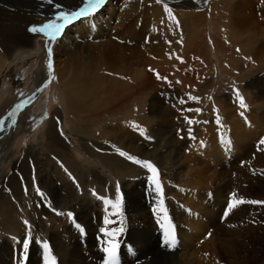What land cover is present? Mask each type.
I'll use <instances>...</instances> for the list:
<instances>
[{
  "label": "bare ground",
  "instance_id": "bare-ground-1",
  "mask_svg": "<svg viewBox=\"0 0 264 264\" xmlns=\"http://www.w3.org/2000/svg\"><path fill=\"white\" fill-rule=\"evenodd\" d=\"M56 1L71 8L82 5L84 2V0ZM13 2L14 4L16 2L19 6H27L28 9L14 10L17 8L11 9V7L0 5V76L7 61L12 59L14 62L13 57L15 55H30L32 50H35L42 54V58H46L49 47L47 41L39 43L40 45L36 48L34 47V39L38 34L30 32L29 26L37 21L38 16H48L52 8L46 5L37 10L36 3L23 0L21 3L17 0H13ZM165 4L171 9V16L165 8ZM51 18L53 20L54 17ZM57 23L63 22L59 21ZM209 29L210 32H208ZM208 36H212L211 39L213 38V50L228 61L227 67L233 73L245 69L246 64L244 62L249 65H258L259 72H264V0H159V2L158 0H105V3L95 11H90L85 16L64 24L56 37L51 39L56 44L52 57L57 60L54 71L61 83L64 106L63 109L56 110L54 118L48 121L47 129L42 133L43 140L39 144V149L37 150L38 145H35L28 152L29 157H33L38 163L41 161L40 157L45 155L44 158L48 165L45 166L44 163L42 165L52 167V171L38 168L39 181L48 196H46L47 200L40 204L45 210H48L45 206L49 202L65 207V209H75L77 218L86 223L87 228L93 232L98 229L91 222L92 217L96 215L91 212L93 210L92 206L85 204L84 200H81L83 198H77L78 195L75 194L74 186L77 181H65L63 174L66 173L65 171L75 172V174L77 173L75 176L83 184H89V186L95 183L102 188L105 187V189L114 187L108 178L94 167L79 161L76 146L69 144L59 134L57 121H61L63 116L67 114L74 124L77 121L76 118L82 120L76 125L85 128L84 131H89L81 137V144L85 148L84 152L87 150L96 159L101 160L105 165L111 166L117 175H125L129 173V170H135L136 168L133 164L130 165L129 160H125L120 155V152L117 151L119 148L116 145L121 147L120 151L135 158H153L156 161L159 160L163 150L168 152V156L165 158V169L169 173L171 171L175 173L177 170L179 175V178L176 179L175 189L172 187L167 189L168 193L172 194L177 202L176 222L181 225L179 230L182 235L183 247L177 255L179 264H221L217 263L218 261L213 256V252L217 254L220 252L219 256L224 253L230 264H264V255L260 257L252 255V250L249 248L250 241L242 240V236L239 237V240L236 238L226 239L225 236L221 238L220 236L225 230L227 232L233 231L231 228L227 229L220 224L215 211L216 208H210L209 202L204 204L205 189L212 186V183H215L217 188L216 203L222 207L227 202L226 196L228 194L226 191L230 189L232 181L236 180L238 185L241 181L246 182V188L239 186L238 189L247 192L250 188L248 187L249 183H254V181L260 183L262 180L258 177H252L250 172L246 173V168L238 169L236 176L233 175V177L228 170H225L226 166L219 159V148L213 147L217 140L216 137L210 135L212 131L214 132L215 127L213 126L206 125L207 132L199 127L197 134L199 140H195L194 145L187 139L184 142L173 141L172 136H174L175 128L174 122L169 117L173 115V111L161 105L160 97L155 95L159 88V78L175 76L178 72L176 69L182 70L179 75L182 84L179 87L186 92H189L192 88L210 85L211 81L207 79L210 72L207 59L211 57V51L206 53ZM157 73H159V77ZM46 77L45 70L37 74L35 77L37 85L42 84ZM177 86L171 84L170 88L167 89L174 92ZM244 90L248 98L255 99L258 97L256 95L261 94L260 105L264 107L263 79L255 78L247 81ZM151 95L154 96L151 97ZM149 96L150 99H148ZM260 99L258 100L260 101ZM147 102L153 104L149 112L146 109ZM9 103H12V101ZM156 104H160V106ZM227 109L229 123L232 124L234 135L238 136L239 148L243 151L245 149L249 150L250 142L255 138L253 134L257 130L264 133V111L259 112L261 115H257V112L253 113L255 115H252V117L256 125L254 124L248 128L240 118L233 114L234 108L228 106ZM120 111L126 115L125 119L128 122L136 121L142 125L149 124L152 127L153 124L159 125L157 144L152 145L150 149L144 147L143 140L136 134L127 133L123 129L124 126H122L120 120L115 125L108 126L109 124H104L99 134L92 138L93 135L90 134L92 131L91 125H89L92 119L99 115L104 116L107 112L108 114H115ZM103 116H101L102 119L106 117ZM108 119L107 121L110 122L115 121L113 116L108 117ZM256 135L254 134V136ZM206 140L210 141L209 145H212L213 150L206 147L208 154L204 156L193 154L192 150L196 149L198 151V147L200 148L202 143H206ZM3 143L9 146L11 144L10 138L1 141L0 145ZM261 152L264 151L259 150V153L256 154L257 160H250L254 162V166L256 164L264 165L263 157H260L263 155ZM54 156L56 158L52 159ZM54 159L56 161L59 159L63 163V167L58 168L59 163L56 164ZM217 167H221L220 170H216ZM249 168L253 169L252 163ZM20 170H23L26 175L30 173V169L27 167ZM39 174H36V176ZM10 179L13 193H18L16 176L14 175ZM57 181L62 182V184L59 186ZM242 185L245 184L242 182ZM124 186L126 188V190L123 188L124 192L127 191L125 209L128 218L130 215L131 218H137L140 221L138 227L135 226V223H132L134 225L130 229L129 236L143 252H146L149 248L148 251L151 254L152 252L155 253L159 251V245H156L157 235L159 236V234H155L147 226L142 227L140 224L151 221V209L153 208V211H155L156 205L154 203L159 204L162 199L157 195L158 197L153 204L147 203L144 198V191L139 184L131 185L127 183ZM196 188H199V190L197 191ZM253 188L254 186H252ZM97 189L100 188L97 187ZM18 195L16 197H19ZM37 199L39 198L36 193L35 200ZM18 200L20 202V198ZM9 202L10 199L5 197L4 189L1 188L0 222L1 220H12L14 207H11L12 204L10 203V205ZM181 204L184 208L190 207L191 210L188 208L180 210ZM239 206L238 204L237 207ZM234 212L233 217L237 215V211L234 210ZM110 218L112 217L110 216ZM156 219H159V217ZM211 229L212 235L206 240L204 239L205 242L197 247V240ZM250 232L249 234L246 233L245 236L251 235L253 231ZM50 233L54 240L53 244H55L54 250L60 255L64 264H99V258H102L106 253L103 242L94 238L93 233L91 235L90 232L88 235L82 236L76 231L74 223L66 224L61 231L53 229ZM234 233L242 235L243 228L236 229ZM254 233L258 235V232ZM144 254L146 255V253ZM152 256L154 260L159 259L157 254ZM35 257L32 258L31 255L29 264H43L40 258ZM12 260V251L4 241H0V264H12Z\"/></svg>",
  "mask_w": 264,
  "mask_h": 264
},
{
  "label": "rangeland",
  "instance_id": "rangeland-1",
  "mask_svg": "<svg viewBox=\"0 0 264 264\" xmlns=\"http://www.w3.org/2000/svg\"><path fill=\"white\" fill-rule=\"evenodd\" d=\"M17 1H20L21 3L22 0H17ZM23 1L26 2L30 1L36 3L37 10L41 6L44 7L46 5L52 8L51 9L52 11L48 15L49 17L42 15L36 18L37 21H35L33 24L36 26H42L43 24L50 22V20H52L51 17H54L53 20H55L56 15L61 11L66 13L79 11L80 8L84 7L88 3L87 2L88 0L87 1L84 0L82 5H77V7L71 8L65 6L64 4L56 0H23ZM57 4H59L61 7L57 8L56 7ZM0 5L5 7H11V9L17 8L14 10L28 9L27 6H19L16 2L14 4L13 0H0ZM208 32H210V29L208 30ZM210 37L212 36H208L206 40V49H207L206 53L211 51V57L207 59L208 69L210 70L207 79L211 81L210 85L208 84L205 85L204 87L192 88L189 92H186L181 87H179L182 84V80L180 79L179 76L182 70L176 69L178 72L175 76L168 77L170 76L168 75L167 76L168 78L166 79H164V77L159 78L160 81L159 88L158 91L155 92L156 93L155 95H158L160 97L162 102L161 105L173 111V115L169 116L170 120L174 122V128H175L173 132L174 136H172L173 141L179 140L181 142H184V140L187 139L189 140V142H191L192 145H194V143L199 140L197 135L198 128L201 127L202 130L206 131V125L213 126L215 127V129L214 132L212 131L211 132L212 134L210 135L217 138L216 143L214 144L215 146L213 147L219 148V152H220L219 159L223 161L224 165L226 166L225 170H228L233 177V175L237 173L238 169L246 168L245 169L246 173L250 172L252 177L254 178L258 177L259 179L262 180L260 181V183L256 181H254V183H249L248 187H250L251 189L249 188L247 192H245V190L238 189L239 186L241 187L244 186L246 188L247 187L246 182L241 181V183L238 185L236 183V180L232 181L231 182L232 184H230V189L226 191L228 194L226 196L227 202H225L222 207H220L218 203H216L217 188L215 187V183H212V186L209 185L210 187L206 188L205 189L206 191L202 189L205 191L204 204L209 202L210 203L209 206H211L210 208L212 209L216 208L215 211L217 212L218 221L220 222V224L226 227L227 229L231 228L233 231V232L230 231L227 232V230H225V232L220 237L224 238L225 236L226 239L236 238L237 240H239L240 239L239 237L242 236V240L246 242L250 241L251 244L249 248L252 250L251 254L260 257L264 255V204H253L250 203V201H254V200L264 201V186H262L264 185V165L256 164V166H254V162L250 160L252 159L257 160L256 154L259 153V150L264 151L263 148L264 145L259 144V141L261 139H264V133L259 132V130L256 131L254 129V131H256L254 134L255 135L257 133L258 134L256 136H254L253 134V137L255 138H253L252 141L250 142V149L249 150L245 149L243 151L241 148H239L240 143L238 142L239 141L238 136L236 137L234 135L232 124L229 123L230 120L227 116L228 115L227 107L230 106L234 108L233 114L236 115L238 118H240L246 127L250 128V126H253L255 124V121L252 117V115L255 114L253 113L257 112L256 113L257 115L258 114L261 115V113L264 111V107L260 105L261 94L256 95L258 97L255 99L252 97L248 98V95L244 89L247 81L249 80L259 78V79H263L264 81V74H263L264 72H259L257 68L258 65H249L246 62H244L246 64V66H244L245 69L233 73L227 67L228 61L225 60L219 53H216V51L213 50L214 41H212L213 38L211 39ZM46 41L48 43L47 46H49L46 58H42V54L39 51L36 52L35 50H32V53L30 55H15L14 56L15 58L13 57L14 62L12 61V59L8 60L0 76V124L3 125V127H0V142L8 140V138H10V142H11V144H9L10 147L5 145L4 143H3L4 145L3 144L0 145V189L1 188L4 189L5 197L10 199L9 204L11 203L12 204V205L10 204L11 207H14L12 220H1L2 223L0 222V241H4L8 245V248H10V251H12V255H13L12 264H29L31 255L32 258L34 256H36L35 258L37 259L40 258L41 262L45 264L44 258L41 255L42 242L44 240L47 241L50 244L51 248L53 249L52 250L53 254L56 257V260H58L57 264H64L61 260L60 255L56 253L57 252L56 250H54L55 244H53L54 240L53 237H51L52 234L50 232H52L53 229H57L61 231L66 224L67 225L73 224L72 218L66 215L67 212H72L75 216V222L79 223L82 226L83 231H81V229L78 230V228H76V231L82 234V236L88 235L89 232L91 235L93 233L94 238H96L100 242H103V245L105 247H107V242L110 239L113 240L118 245L117 257L119 264H127V263L128 264H133V263L179 264L177 255H179V252L181 251L180 249L183 247L182 235L180 234L181 231L179 230L181 228L179 226L181 225H179V223L176 222L177 202L175 201L173 195L169 194L167 190L171 187L175 189L174 186L177 184L176 179L179 178V175L177 170L175 171V173L174 171H171V173L166 171L165 158L168 156V152L165 150L162 151V154L159 157L158 161H156L153 158H149V159L138 158L141 161L149 160L152 164L156 166L158 170L157 178L159 179L162 187V194H161V192L156 191L155 183L153 180V173L149 169L142 167L141 164H137L132 160H129L126 156H123V158H125V160H129L130 165L133 164L136 169L129 170V173L125 175H121V174L117 175V173L115 172V170H113L111 166L105 165L104 163H102L101 160L96 159L94 156H92L87 150L84 152L85 148L81 144L82 143L81 137L85 132H89V131H84L85 128H80L78 125H76V123L82 120L76 118L77 121H75L76 123L74 124L69 119L68 115L65 114L64 115L65 119L64 116L62 118L63 121L62 120L57 121V129L59 134L69 144L76 146L77 148L76 153H77V157L79 158V161L83 162L84 164L90 167H94L97 171H99L104 176H106L114 187H108L105 189V187L102 188L100 185L98 184L96 185L95 183L89 186V184H83V182L80 181L77 178V176H75L77 174V173L75 174V172L73 173L72 171L69 172L65 171L66 173L63 174L64 175L63 177H65V179L64 178L63 179L65 181H72V182L77 181L76 185H74L75 194L76 196L78 195L77 198L78 199L83 198L81 200H84L85 204L92 206L93 210H91V212H94L96 215L92 217L93 220H91V222H93V224L98 229L93 232H91L90 229L87 228L88 225L86 223H84L79 218H77V212L75 211V209L73 210L72 208L65 209V207H60L54 205L53 202H50L51 207L55 208L57 211L53 212L51 211L52 208L48 207L47 205L46 206L44 205L45 207H47L46 209H48L49 210L48 211L45 210L42 207V205H40L42 204L43 201L42 199L40 200L41 197H39V195H38L39 199L35 200L37 192L35 193L36 190L34 185H38L39 188L41 186V183L39 181L40 174L38 168L40 169L45 168L44 170L46 171H52V167L49 166L45 167L48 165V162L44 158L45 155L40 157L41 161L40 163H38L35 159H33V157H29L28 152L35 145H38L37 150L39 149L40 146L39 144L43 140L42 133L47 129L48 121L54 118V112L56 110L61 108L63 109L64 106L61 83L58 81L56 77V73L54 71V68L57 64L56 62L57 60L56 58L53 59L52 57L53 50L55 49L56 44L54 43L53 40L51 41V39L47 34H43V35L38 34L37 37L34 39V47L36 48L38 45H40L39 43ZM49 49H51V52H49ZM44 70L46 71L47 77L45 81L38 86L35 77L37 76V74L41 73V71ZM240 79H242L243 81ZM171 84H174L175 86L178 85L174 92L168 91L167 89L170 88ZM263 95L264 94H262V96ZM152 96L154 95H151V97ZM241 96L243 97L244 104L246 105V107L241 105L240 102ZM151 97L149 96L148 99H150ZM190 97H197L198 99H190ZM258 99H260V101ZM11 101L12 103H9ZM7 102L9 104H5ZM17 105H19V107H17ZM151 105L153 104H148L147 102L146 105L147 112H149V109L152 108ZM156 105L160 106V104H156ZM256 107H261V108H256ZM197 109H199V111H197ZM101 116L103 115L97 116L96 118L92 119L91 122L89 123V125H91L90 127L92 130L90 133L93 135L92 138L96 137L99 134V131L101 130L104 124H109L108 126L112 124L115 125L116 122H119L120 120L122 126H124L123 129L126 130L127 133L131 132L132 134H136L143 140L145 144L144 147L150 149L152 145L157 144V139L159 138V135L157 134V131L159 130V125L156 126L153 124L152 127L149 124L142 125L141 123H137L136 121L128 122L126 121L127 119H125L126 115L123 114L122 111L117 112L115 114L114 113L108 114L107 112L103 116V117L106 116L105 117L106 119L105 118L102 119ZM107 116L108 117L113 116L115 121L113 122L107 121L108 119ZM218 118H219V123H217ZM150 128L153 130H151ZM141 129H145V132L142 133ZM209 143L210 141L207 140L206 143L201 144L200 142L201 144L200 148L198 147V151L196 149L195 150L193 149L192 150L193 154L195 155L202 154L203 156L208 154L207 152L208 150L206 149V147H208V149L210 147V149L213 150L212 145L211 144L209 145ZM116 147L121 149V147L118 145H116ZM79 152L80 154H78ZM261 153H263V155H261L260 157L261 158L263 157L262 161L264 162V152ZM53 158L56 157L54 156L52 157V159ZM25 160H27V162H25ZM58 160L59 159H57L56 161L54 159L56 164L59 163V165H57L59 166L58 168L63 167L62 166L63 163L60 162V160L59 161ZM42 163H44L43 165L45 166H43ZM251 163L253 165V169L249 168L251 166ZM23 166L30 169L29 175H26L23 170H20L24 168ZM220 168L221 167L219 168L217 167L216 170H220ZM167 173L169 174L166 175ZM36 174L39 175L36 176ZM14 175L17 178V182H18L17 187L19 190L18 191L19 195L17 192H15L14 194L13 189H11L10 178H12ZM242 182L245 185H242ZM127 183H130L131 185L139 184L142 190L144 191V198L147 203L153 204L158 196L163 201L162 205L161 202L159 204L154 203V205H156L155 211H153V208L152 209L150 208L151 209L150 216H152L151 221L140 224V226L142 225V227L147 226L150 230L154 231L155 234H159V236L157 235L158 241L156 242V245L157 246L159 245L158 246L159 251L155 253L152 252L151 254L148 251L149 248H147L148 250L146 252H143L142 249L140 247L138 248V245L129 236L131 231L130 229L134 225L132 223H135V226L138 227L140 221H138L137 218L136 219H133V217L131 218L130 215L128 218L127 211L125 209V205L127 202V191L124 192L123 190V188L126 190L124 184L126 185ZM57 184L60 186L62 182L57 181ZM95 185L100 189H97ZM252 186H254L253 189ZM25 188H27V191H25ZM40 189H42L43 192L45 191L44 188H42V186ZM196 189L197 191L199 190V188ZM111 193H113V195H111ZM231 193H235L237 196L235 195L234 198ZM17 195L19 197H16ZM166 195H171V196H166ZM229 196L231 197L229 198ZM101 197L111 200L112 203L106 204L105 200L101 199ZM232 197L236 200L242 198L246 202L239 204L240 205L239 207H237L238 206L237 205L236 206L237 208L235 207L237 210L235 208H232L233 210L231 209L229 211V204L232 203L234 200ZM19 198H20V202L18 200ZM115 198L117 200L120 199L121 201L118 208L113 207V205L117 201ZM86 199L88 200V202ZM173 202L174 204L172 205ZM15 204L17 206H14ZM15 208L18 209L16 210ZM162 208L166 209V212L162 211L161 210ZM185 208L190 209V207H185ZM185 208L181 204L180 210H184ZM234 210L237 211V215H236L237 217L236 216L233 217V215L235 214ZM57 213H65V215H61ZM112 213L114 214L113 216ZM110 216L112 218H110ZM157 217H159V219H156ZM25 220L29 222L28 225H25L24 223ZM106 221H110V223H106ZM12 223L15 227L12 225ZM20 227H22L23 229ZM121 228H123V231H120ZM242 228H243L242 235H238L234 233L236 229H242ZM101 229H104L105 231H101ZM167 231H170L175 237L176 243L174 247H171L165 243ZM249 231L251 232L253 231V232L252 233L250 232L251 235L245 236L246 233L249 234ZM29 232H31V235L34 237V240L29 241L28 259L27 261H24L22 259L23 252H22L21 242L26 239ZM106 232L107 233L110 232L112 233V235L109 236L106 234ZM254 232H258V235ZM212 233H213L212 229L209 230V232L208 231L205 232L204 236H202L203 238L200 237L197 240L196 242L197 247L203 244L205 242L204 239L206 240L207 238H209L212 235ZM144 253H146V255ZM153 253L157 254V258L159 259L154 260L152 256L154 255ZM219 254L220 252L218 254L213 252V256L218 261L217 263L230 264L227 256L224 253H223L224 255L222 254V256H219ZM107 259H108V255L107 253H105V255H103L102 258L101 257L99 258V264H105V261Z\"/></svg>",
  "mask_w": 264,
  "mask_h": 264
},
{
  "label": "snow or ice",
  "instance_id": "snow-or-ice-1",
  "mask_svg": "<svg viewBox=\"0 0 264 264\" xmlns=\"http://www.w3.org/2000/svg\"><path fill=\"white\" fill-rule=\"evenodd\" d=\"M158 2H159V0H158ZM104 3H105V0H88V3L84 7L80 8L79 11H74L72 13H66V12L61 11L56 15L55 20H52L48 23H45L42 26L30 25L29 31L32 33H37V34H47L50 39H54L56 37V35L60 32L61 28L64 27V24H68L78 17L85 16L90 11H95L97 8H99ZM56 7L59 8L60 5L57 4ZM165 8L168 10L169 15L171 16V9L168 8V6L166 4H165ZM57 21H63V23H57ZM49 52H51V49H49ZM50 66H51V63H50ZM157 76L159 77V73H157ZM164 79H166V77H164ZM190 99H198V98L197 97H190ZM240 102H241L242 106L246 107V105L244 104V100H243L242 96L240 97ZM17 107H19V105H17ZM197 111H199V109H197ZM217 123H219V118L217 119ZM0 127H3V125L0 124ZM141 132L142 133L145 132V129H141ZM259 144L264 145V139H261L259 141ZM117 151L120 152V155L126 156L129 160H132L133 162H135L137 164H141L142 167L149 169L153 173V180L155 183L156 191L161 192V194H162V187H161L159 179L157 178L158 177V170L154 164H152L149 160L141 161L140 159L135 158L132 155H129L123 151H120L119 149H117ZM34 186H35V190H36L37 194L41 197L42 201H46L47 197H46L45 192H43L39 188L38 185H34ZM25 191H27V188H25ZM235 195H236L235 193H232L233 197H235ZM101 199H104L106 204L112 203L111 200L105 199L104 197H101ZM245 202L246 201H244L243 199H239V200L234 199L233 202L229 204V211L232 208L236 207L238 204L245 203ZM120 203H121V201H120V199H118L116 201V203L113 205V207L118 208ZM250 203L264 204V201H255L254 200V201H250ZM162 204H163V201L161 200V205ZM47 206L51 208V203L49 202ZM161 210L166 212V209L162 208ZM52 211L56 212L57 210L55 208H52ZM57 214L65 215V213H57ZM66 215L68 217L72 218L73 223L75 224L76 228L81 229V231H83L82 226L79 223L75 222V216L72 212H67ZM24 223H25V225L29 224V222L26 220L24 221ZM106 223H110V221H106ZM101 231H105V230L101 229ZM120 231H123V228H121ZM106 234L109 236L112 235V233H110V232L106 233ZM30 240H34V237L31 235V232H29L27 238L21 242L22 243V252H23L22 259L24 261H27V259H28L29 241ZM165 243L171 247L175 246V243H176L175 237L170 231L166 232ZM117 247H118V245L113 240L110 239L107 242V247L104 248V251L107 253L108 259L105 261V264H119L118 257H117ZM41 251H42V256L44 258L45 264H57L56 257L53 254L52 248L47 241L42 242Z\"/></svg>",
  "mask_w": 264,
  "mask_h": 264
}]
</instances>
